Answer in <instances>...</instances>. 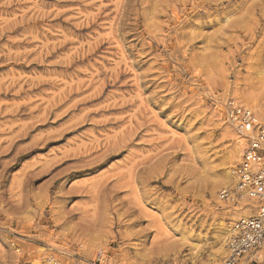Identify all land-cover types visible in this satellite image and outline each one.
<instances>
[{
  "label": "rangeland",
  "instance_id": "374dc122",
  "mask_svg": "<svg viewBox=\"0 0 264 264\" xmlns=\"http://www.w3.org/2000/svg\"><path fill=\"white\" fill-rule=\"evenodd\" d=\"M228 100L264 0H0V264H221Z\"/></svg>",
  "mask_w": 264,
  "mask_h": 264
},
{
  "label": "built area",
  "instance_id": "2783aa9c",
  "mask_svg": "<svg viewBox=\"0 0 264 264\" xmlns=\"http://www.w3.org/2000/svg\"><path fill=\"white\" fill-rule=\"evenodd\" d=\"M223 109L225 121L238 133L240 152L233 167L232 184L222 187L217 197L225 206L237 207L246 202L250 213L233 222L221 264H240L243 257L253 252L262 250L264 256V125L258 124L251 109L234 100H228ZM101 261L98 256L92 264Z\"/></svg>",
  "mask_w": 264,
  "mask_h": 264
},
{
  "label": "bare ground",
  "instance_id": "6f19581e",
  "mask_svg": "<svg viewBox=\"0 0 264 264\" xmlns=\"http://www.w3.org/2000/svg\"><path fill=\"white\" fill-rule=\"evenodd\" d=\"M233 95V94H232ZM238 96V95H237ZM257 106V105H256ZM260 119H261V122H262V124H260L258 121V124H260V125H264V116H261L260 115ZM232 127V126H231ZM234 129V128H233ZM235 130V129H234ZM224 131H225V129H224ZM236 131V130H235ZM227 135H228V137H231V139H232V137L233 138H236L237 140H238V133H237V131L234 133L233 132V130L231 129V128H229V129H227ZM233 140V139H232ZM238 146H239V143H238V141L236 142L235 141V143H234V146H233V148H232V150H231V153L229 154V156H228V158L229 159H233V158H235V157H238V155H239V151H238ZM233 167H234V164L232 163V162H230L229 164H228V166H226V167H224V169H223V181H225L226 182V184L224 185V186H229V185H231L232 184V171H233ZM223 186V187H224ZM217 199H218V197H217ZM219 201V200H218ZM220 202V201H219ZM221 203V202H220ZM222 204V203H221ZM245 206H247L246 205V202H244V203H242V204H240V205H238L237 207H233V206H230V207H232V208H236V209H241V211L242 212H244V214H235V216H233L232 217V219H231V222L232 221H234L235 219L237 220V219H239V218H241V217H244V216H246V215H248L249 213H250V207H245ZM232 226H233V224H231ZM232 226H231V228H232ZM225 227V226H224ZM231 228L230 227H225V229L223 230L224 231V233H223V244H222V250H221V253L222 254H225L226 253V243H227V240H228V238H229V235H230V232H231ZM223 229V228H222ZM51 239V238H50ZM53 244V243H52ZM263 249H264V246H263ZM42 250V249H41ZM262 250L261 251H259L257 254H256V256L260 259V258H262ZM245 257H247V256H245ZM245 257H243L242 259H241V261L245 258ZM253 258V257H252ZM251 258V259H252ZM255 259V258H254ZM48 261H49V263L50 264H57V262H56V260H54V259H51V258H49L48 259ZM240 261V262H241ZM250 261V260H249ZM210 262V261H209ZM34 264V263H33Z\"/></svg>",
  "mask_w": 264,
  "mask_h": 264
}]
</instances>
